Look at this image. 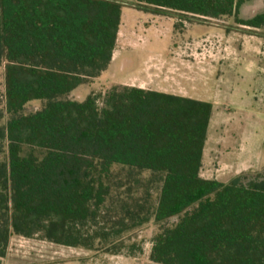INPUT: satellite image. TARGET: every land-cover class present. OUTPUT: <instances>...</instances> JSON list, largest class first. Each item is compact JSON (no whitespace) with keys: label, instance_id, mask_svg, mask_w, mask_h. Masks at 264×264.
<instances>
[{"label":"trees","instance_id":"obj_1","mask_svg":"<svg viewBox=\"0 0 264 264\" xmlns=\"http://www.w3.org/2000/svg\"><path fill=\"white\" fill-rule=\"evenodd\" d=\"M253 0H135L153 15L251 31ZM122 0H0V258L12 237L117 256L152 224L151 264H264V174L200 176L212 105L113 86ZM40 108L27 112L30 103Z\"/></svg>","mask_w":264,"mask_h":264},{"label":"rangeland","instance_id":"obj_2","mask_svg":"<svg viewBox=\"0 0 264 264\" xmlns=\"http://www.w3.org/2000/svg\"><path fill=\"white\" fill-rule=\"evenodd\" d=\"M117 54L91 84L78 87L71 99L81 102L122 83L160 88L212 105L201 175L227 182L243 172L264 174V27L235 24V17L201 23L175 15H153L122 0ZM264 13V0H253L237 19ZM192 66L191 82L173 80ZM2 69H0V82ZM182 80V81H181ZM187 79V81H190ZM175 81V82H174ZM40 108L33 102L27 112ZM5 119L0 122L2 125ZM156 228L149 224L127 242L134 257L72 249L45 241L18 238L9 244L12 264H151L149 253Z\"/></svg>","mask_w":264,"mask_h":264},{"label":"crops","instance_id":"obj_3","mask_svg":"<svg viewBox=\"0 0 264 264\" xmlns=\"http://www.w3.org/2000/svg\"><path fill=\"white\" fill-rule=\"evenodd\" d=\"M119 31H120V29H119ZM117 46H118V37H117L116 47H115V50L113 52L111 62H113V59H114L115 55L117 54ZM192 77H193V68H192V66H188V67L185 66V68H184V75H181L179 77L178 76H175V77H173V80L174 79L175 80H177V79H179V80L182 79L183 80L184 79L185 80L184 82H186V83L188 82L189 83V82H191L190 79ZM187 79H189L190 81H187ZM118 85L119 86L135 87V88H139V89H143V90H147V91H153V92H157V93H163V94H169V95L179 96V95H177V94H175L173 92H170V91L166 90L162 86H160V88H146V87L140 86L138 84L136 85V84H132V83H122V84H118ZM200 176L202 177L201 172H200ZM203 179H205V178H203ZM14 239H18V237H12L10 239V242L12 240H14ZM10 242H9V244H10ZM10 251L11 250H9V246H8V249H7V252H6L5 257L4 258H0V264H12L11 263V260L12 259H11V256H10Z\"/></svg>","mask_w":264,"mask_h":264}]
</instances>
